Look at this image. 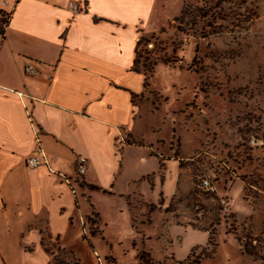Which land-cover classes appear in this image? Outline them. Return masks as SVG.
<instances>
[{"label": "rangeland", "instance_id": "1", "mask_svg": "<svg viewBox=\"0 0 264 264\" xmlns=\"http://www.w3.org/2000/svg\"><path fill=\"white\" fill-rule=\"evenodd\" d=\"M157 10L159 28L138 42L139 139L177 161V192L167 209L141 189L93 192L57 261L147 264L145 252L149 264H264V0H159ZM203 177L216 192L198 188Z\"/></svg>", "mask_w": 264, "mask_h": 264}, {"label": "crops", "instance_id": "2", "mask_svg": "<svg viewBox=\"0 0 264 264\" xmlns=\"http://www.w3.org/2000/svg\"><path fill=\"white\" fill-rule=\"evenodd\" d=\"M158 3L0 0L10 14L0 34V264H68L57 257L79 238L93 192L127 199L141 189L146 204L168 208L178 163L140 143L146 76L134 68L140 36L159 28ZM27 111L54 171L76 178V158H87L78 196L47 166H27L37 146Z\"/></svg>", "mask_w": 264, "mask_h": 264}, {"label": "built area", "instance_id": "3", "mask_svg": "<svg viewBox=\"0 0 264 264\" xmlns=\"http://www.w3.org/2000/svg\"><path fill=\"white\" fill-rule=\"evenodd\" d=\"M68 7L74 12V13H79L82 11V7L78 2H73L70 1L68 3ZM25 72L26 74H36L37 70L33 67V66H27L25 68ZM21 96H24V94H21ZM27 115L30 121V124L32 126V130L34 132V139L36 142V151L33 155H31L29 158H27L26 164L28 167L30 168H38L41 165H45L47 166L48 170L53 173V174H57L59 176H61L64 180V182L69 186L71 192L73 193L74 196H78V191H77V187L79 184V181L81 180L82 176L86 173L87 170V158L83 155H79L76 158V163H75V174H76V178H68L67 176H65L63 173H59L54 171L50 164L49 161L46 157V154L44 152L43 146H42V138H41V133L39 132L33 118L31 117V114L29 113V111H27ZM122 141H125V136H122V138H120ZM198 188L201 190H205L207 192H211L214 193L217 191V187L216 184L213 182L212 179L207 178V177H203L200 182L198 183ZM226 201L224 199H222V203H225ZM84 217L80 218V222L81 223H85L84 222Z\"/></svg>", "mask_w": 264, "mask_h": 264}, {"label": "trees", "instance_id": "4", "mask_svg": "<svg viewBox=\"0 0 264 264\" xmlns=\"http://www.w3.org/2000/svg\"><path fill=\"white\" fill-rule=\"evenodd\" d=\"M9 17H10V14L8 12H5V11L0 9V34L2 35V37L5 36L6 27L8 25ZM137 63H138V51H137V57L135 60L134 68L139 71V69L136 67ZM145 80H146L145 84L148 85L147 79H145ZM140 259L142 261L146 262L147 264L151 263V259H150L149 255L145 252H143L140 255Z\"/></svg>", "mask_w": 264, "mask_h": 264}]
</instances>
